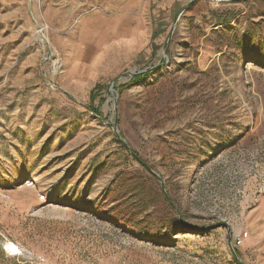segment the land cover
I'll return each instance as SVG.
<instances>
[{
  "label": "rangeland",
  "instance_id": "374dc122",
  "mask_svg": "<svg viewBox=\"0 0 264 264\" xmlns=\"http://www.w3.org/2000/svg\"><path fill=\"white\" fill-rule=\"evenodd\" d=\"M75 2L0 0V264H264V0H131L143 43L64 93Z\"/></svg>",
  "mask_w": 264,
  "mask_h": 264
},
{
  "label": "crops",
  "instance_id": "0c3cea01",
  "mask_svg": "<svg viewBox=\"0 0 264 264\" xmlns=\"http://www.w3.org/2000/svg\"><path fill=\"white\" fill-rule=\"evenodd\" d=\"M75 1L77 16L69 24L65 15L60 18L61 25H67L68 28L59 32V36L53 37L63 56L64 69L58 84L64 93L78 91L80 88L84 92V88L91 89L92 83L101 76L103 69L113 70L128 61V58L124 60L123 55L131 52L132 36L139 34L141 37L137 36L136 40L142 42L136 45L143 43L147 36L145 22L131 26L130 16L126 11L131 0ZM134 2L133 5L138 6V11L145 10V0ZM115 4L121 5L110 11ZM138 17L141 20L143 16Z\"/></svg>",
  "mask_w": 264,
  "mask_h": 264
},
{
  "label": "built area",
  "instance_id": "2783aa9c",
  "mask_svg": "<svg viewBox=\"0 0 264 264\" xmlns=\"http://www.w3.org/2000/svg\"><path fill=\"white\" fill-rule=\"evenodd\" d=\"M41 35L43 36V33L41 32ZM62 67V63L60 62V57L56 56V58L54 60H51V65H50V72L52 75L56 74L57 72L60 71ZM51 86L55 87V83L50 82L49 83ZM32 182L27 181L26 184H31ZM247 235V233L245 232L244 235H242V237L238 236L237 237V242H241V240H243V238Z\"/></svg>",
  "mask_w": 264,
  "mask_h": 264
},
{
  "label": "water",
  "instance_id": "95a60500",
  "mask_svg": "<svg viewBox=\"0 0 264 264\" xmlns=\"http://www.w3.org/2000/svg\"><path fill=\"white\" fill-rule=\"evenodd\" d=\"M175 23H176V21L174 22V24H175ZM164 50H165V52H166V48H165ZM114 129H115V127H114ZM116 134H117L118 137H120V136L118 135V132H117V131H116ZM121 142L124 143V141H123L122 139H121Z\"/></svg>",
  "mask_w": 264,
  "mask_h": 264
}]
</instances>
